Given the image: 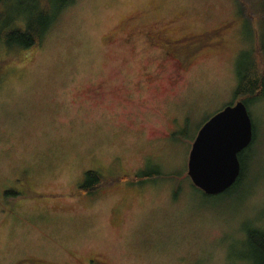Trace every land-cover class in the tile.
<instances>
[{
	"label": "rangeland",
	"instance_id": "rangeland-1",
	"mask_svg": "<svg viewBox=\"0 0 264 264\" xmlns=\"http://www.w3.org/2000/svg\"><path fill=\"white\" fill-rule=\"evenodd\" d=\"M252 2L74 0L41 45L0 43V264H254L248 234L264 232V97L246 104L254 134L237 191L204 195L188 176L199 130L243 101L242 76L264 71ZM224 26V46L199 54L175 85L167 75L144 82L154 67L141 61L160 51L123 39ZM88 170L106 182L82 193Z\"/></svg>",
	"mask_w": 264,
	"mask_h": 264
},
{
	"label": "trees",
	"instance_id": "trees-1",
	"mask_svg": "<svg viewBox=\"0 0 264 264\" xmlns=\"http://www.w3.org/2000/svg\"><path fill=\"white\" fill-rule=\"evenodd\" d=\"M73 3L74 0H0V43L4 42L6 45L17 46L23 50H30L41 45L63 11ZM252 3L254 9L260 11L264 25V0H253ZM10 10L14 14L5 20L6 13ZM262 71L259 73L256 71L255 75L247 73L246 76H242L235 93L237 100L244 97L242 100L247 104L251 102V97L255 99L264 97V71ZM241 154L239 155L242 165L241 175L227 190L230 193L237 191L236 188L243 183L245 168ZM105 182L106 180L94 171H88L80 192H93ZM248 240L251 249L250 258H253V263L264 264V232H249Z\"/></svg>",
	"mask_w": 264,
	"mask_h": 264
},
{
	"label": "water",
	"instance_id": "water-1",
	"mask_svg": "<svg viewBox=\"0 0 264 264\" xmlns=\"http://www.w3.org/2000/svg\"><path fill=\"white\" fill-rule=\"evenodd\" d=\"M254 126L244 101L226 106L199 130L188 160V176L205 195L226 192L242 171L239 155L251 145Z\"/></svg>",
	"mask_w": 264,
	"mask_h": 264
},
{
	"label": "flooded vegetation",
	"instance_id": "flooded-vegetation-1",
	"mask_svg": "<svg viewBox=\"0 0 264 264\" xmlns=\"http://www.w3.org/2000/svg\"><path fill=\"white\" fill-rule=\"evenodd\" d=\"M225 29L226 27L224 26L206 34H182L181 36L170 38L164 29L147 28L138 32L131 30L123 39L126 45L131 49H135V41L141 38L143 42L142 53L160 51L158 55H148L143 59L144 61H141V63L144 62L151 68L154 67L152 70L144 68L142 71L144 82L154 84L162 81V77L167 75L170 84L175 85L182 81L183 70H188L199 54L205 51L218 50L224 46L223 35L227 30ZM210 35H214V38L209 37ZM197 37H206L207 41L195 45L190 43V40ZM99 264L110 263L101 262Z\"/></svg>",
	"mask_w": 264,
	"mask_h": 264
},
{
	"label": "crops",
	"instance_id": "crops-1",
	"mask_svg": "<svg viewBox=\"0 0 264 264\" xmlns=\"http://www.w3.org/2000/svg\"><path fill=\"white\" fill-rule=\"evenodd\" d=\"M88 171H92V170H88ZM88 171L85 172V174H84V180H83L82 184L80 185L79 189L81 188L82 185H84V183H85V181H86V174H87ZM94 172H95L96 174H98L99 176L102 177L101 173L96 172V171H94ZM98 190H99V187H98L97 189H95L94 191L96 192V191H98ZM94 191H93V192H94ZM93 192H92V193H93ZM100 263H101V262H100ZM104 263H109V262H104ZM89 264H94V263L91 262V263H89ZM97 264H99V263H97ZM110 264H111V263H110Z\"/></svg>",
	"mask_w": 264,
	"mask_h": 264
}]
</instances>
